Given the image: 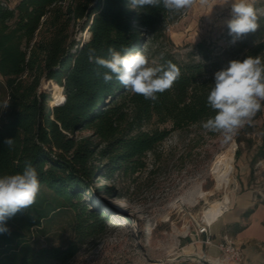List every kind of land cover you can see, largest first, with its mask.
<instances>
[{
  "label": "trees",
  "instance_id": "16d2710c",
  "mask_svg": "<svg viewBox=\"0 0 264 264\" xmlns=\"http://www.w3.org/2000/svg\"><path fill=\"white\" fill-rule=\"evenodd\" d=\"M11 1L0 0V175L20 172L30 161L40 192L34 205L7 221L9 231L0 233V264H52L72 258L106 232V213L94 190L112 194L118 172L146 167V155L156 153L173 131L214 115L206 98L216 72L215 50L201 40L184 56L176 51L167 28L184 10L132 9L129 0H18L14 7ZM259 23L231 49L238 60L264 55V12ZM79 29L89 37L77 39ZM121 45L129 53L143 52L150 65L171 61L179 78L156 101L115 80L105 84L86 52L95 48L106 56L109 47ZM42 79L55 81L60 97L56 89L47 92ZM168 123L170 128L161 127ZM6 138L14 139L13 148L4 145ZM261 149L264 156V144ZM67 209L74 213V237L64 246H37L33 230L45 231Z\"/></svg>",
  "mask_w": 264,
  "mask_h": 264
},
{
  "label": "rangeland",
  "instance_id": "374dc122",
  "mask_svg": "<svg viewBox=\"0 0 264 264\" xmlns=\"http://www.w3.org/2000/svg\"><path fill=\"white\" fill-rule=\"evenodd\" d=\"M17 2L12 0L10 6L14 7ZM256 7L264 12V0H257ZM230 18V6L223 4V0L204 3L194 0L169 25L167 33L181 56L197 42H209L215 50L211 68L217 71L230 60L239 59L231 50L239 41L231 42L226 26ZM89 35L88 30L77 31V39H86ZM41 83L47 92L56 89L54 96L60 97L62 90L55 87V81L42 79ZM156 125L150 124L148 128ZM165 126L172 125H161ZM89 133L86 130L80 135ZM263 144L264 109L230 140H225L220 133H209L202 125L173 131L156 153L146 155V167L116 174L115 192L94 190L95 202L106 213V232L88 240L72 258L52 264H204L186 257V252L222 262L223 252L203 242L205 236L199 234V224L206 223L205 210L214 201L223 200L226 194L230 197L228 210L239 195L248 191L254 197L264 196V156H260ZM229 149L234 150L233 180L230 186L219 190L212 166ZM93 183L96 188L101 186L97 178ZM205 191L212 194L202 198L200 195ZM92 203L89 201L88 207ZM73 222V211L63 210L45 224V231L33 230V242L37 246H64L74 237ZM210 228L214 233L217 223Z\"/></svg>",
  "mask_w": 264,
  "mask_h": 264
},
{
  "label": "clouds",
  "instance_id": "9594fccd",
  "mask_svg": "<svg viewBox=\"0 0 264 264\" xmlns=\"http://www.w3.org/2000/svg\"><path fill=\"white\" fill-rule=\"evenodd\" d=\"M202 3L206 0H201ZM257 0H223L229 5L231 18L226 21L231 42L236 43L260 27L261 10ZM194 0H129L132 9L162 8L168 13H180L190 8ZM88 62L96 65L94 74L105 84L115 80L127 91L156 101L157 94L169 90L180 76V69L171 61L150 65L143 52L129 53L127 46H112L107 55L97 54L95 48L86 52ZM206 106L213 116L202 121V127L220 133L225 140L245 124H251L256 113L264 109V55L230 60L214 73L213 83L206 98ZM4 109L8 107L5 101ZM4 145L11 149L14 139L6 138ZM40 192L39 173L30 161L22 171L0 175V233H7V221L18 212L36 203Z\"/></svg>",
  "mask_w": 264,
  "mask_h": 264
},
{
  "label": "crops",
  "instance_id": "0c3cea01",
  "mask_svg": "<svg viewBox=\"0 0 264 264\" xmlns=\"http://www.w3.org/2000/svg\"><path fill=\"white\" fill-rule=\"evenodd\" d=\"M216 223L212 245L217 247L227 234L243 250L242 264H264V196L249 191L239 195Z\"/></svg>",
  "mask_w": 264,
  "mask_h": 264
},
{
  "label": "bare ground",
  "instance_id": "6f19581e",
  "mask_svg": "<svg viewBox=\"0 0 264 264\" xmlns=\"http://www.w3.org/2000/svg\"><path fill=\"white\" fill-rule=\"evenodd\" d=\"M234 150L229 149L226 152L221 153L216 160L213 163L212 166V173L214 175V178L216 180V189H222L227 188L230 186L232 180H233V162H234ZM211 191H205L202 192L200 195L202 198H207L209 195H211ZM229 203H230V197L228 194L224 196L223 200H216L214 203L205 210L204 212V221L208 224L215 223L226 210L229 209ZM184 254V253H183ZM186 257H189L191 259L198 260L199 262H202L199 257H202L201 255L193 254L191 252L185 253ZM213 262H216L217 264H222V262L217 258H208ZM203 263V262H202ZM224 264V263H223Z\"/></svg>",
  "mask_w": 264,
  "mask_h": 264
},
{
  "label": "built area",
  "instance_id": "2783aa9c",
  "mask_svg": "<svg viewBox=\"0 0 264 264\" xmlns=\"http://www.w3.org/2000/svg\"><path fill=\"white\" fill-rule=\"evenodd\" d=\"M210 227L211 224L208 223L199 224V234L206 236L203 240V242L206 244H213ZM217 247L224 254V264H242L243 250L233 241L229 235H224L222 240L217 244Z\"/></svg>",
  "mask_w": 264,
  "mask_h": 264
},
{
  "label": "water",
  "instance_id": "95a60500",
  "mask_svg": "<svg viewBox=\"0 0 264 264\" xmlns=\"http://www.w3.org/2000/svg\"><path fill=\"white\" fill-rule=\"evenodd\" d=\"M199 259L204 263V264H217L216 262L211 261L208 258H205V256L199 257Z\"/></svg>",
  "mask_w": 264,
  "mask_h": 264
}]
</instances>
